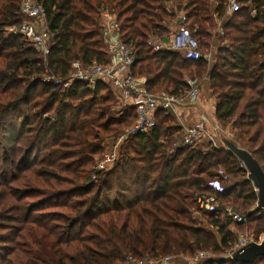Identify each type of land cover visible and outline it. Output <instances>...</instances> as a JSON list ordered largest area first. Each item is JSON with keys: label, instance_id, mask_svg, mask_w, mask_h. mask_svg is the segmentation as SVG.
Here are the masks:
<instances>
[{"label": "trees", "instance_id": "obj_1", "mask_svg": "<svg viewBox=\"0 0 264 264\" xmlns=\"http://www.w3.org/2000/svg\"><path fill=\"white\" fill-rule=\"evenodd\" d=\"M22 1L0 0V262L125 264L129 257L222 254L234 245L221 223L226 200L248 215L237 227L264 234L263 211L249 212L258 194L242 163L211 144L172 152L183 132L173 115L158 112L157 127L129 139L115 167L93 179L103 143L134 123L136 109L116 111L118 95L105 82L63 88L74 62L109 64L101 30L102 13L109 11L123 43L136 51L133 77L145 78L150 93L174 95L188 89L186 78H207L217 121L235 123L243 149L264 172V0L243 2L232 14L227 0H37L51 37L47 65L22 35L8 31L24 23ZM179 7L206 52L219 44L212 64L148 46L178 25ZM216 20L223 27L214 33ZM46 69L63 83L45 82ZM219 170L235 181L223 194L208 187ZM204 194H215L221 206L200 214L210 230L194 215Z\"/></svg>", "mask_w": 264, "mask_h": 264}, {"label": "built area", "instance_id": "obj_2", "mask_svg": "<svg viewBox=\"0 0 264 264\" xmlns=\"http://www.w3.org/2000/svg\"><path fill=\"white\" fill-rule=\"evenodd\" d=\"M252 1L253 0H227V12L230 14L237 13L241 10L243 2L251 4ZM21 13L24 18L33 22H24L20 26L10 28L9 32L22 35L47 65V59L51 52V37L48 31L44 9L34 0H24ZM178 18L179 29L177 33L173 35L168 45L165 44L161 38L153 36L148 40V46L155 53L171 50L180 52L182 56L189 61L207 60L209 62L208 55L205 56L202 53V47L195 38L194 33L185 25L186 13L182 12L178 15ZM101 30L103 42L105 44V55L109 60V64L100 65L94 63L90 66H84L79 61L74 62L71 66V76L64 84L63 88L70 87L75 81H81L90 88H94L98 82H105L111 86L118 97H120L123 107L128 105L135 107V122L121 137H119V143L139 135L147 134L156 128L158 125L156 120L158 112H163L166 116H174L177 108H194L198 104V99L202 91L201 83L198 80L186 78L185 81L188 89L181 93V95H174L167 91L150 93L145 88V78L133 77L132 68L136 63V51L133 47L123 43L120 35V27L115 14L109 11H104L102 13ZM43 80L45 82H53L55 85H61L63 83L62 80L49 73L48 69H46ZM218 128L217 126L215 131H218ZM206 138L212 140V137H209L203 124L185 127L183 128L180 139L173 144L172 152H175L180 147H193ZM111 156L112 158L108 161L103 163L96 162L94 167L95 173L102 172V170H104L103 166L107 163H114L116 161V155L113 153ZM231 184L232 182L229 176L223 170H219L217 177L208 184V187L216 194H223L226 191L227 185ZM253 186L255 193L258 194L257 188L254 184ZM196 204L199 214L215 213L221 208L215 194L198 196L196 198ZM258 207L257 205L256 209H259ZM222 211L230 223L235 226L245 225L247 223L248 215L235 208L223 207ZM263 241L264 234L257 236L254 235V233L245 231L239 235L238 240L234 243L232 253H230L231 257L243 247L252 243L261 244ZM208 254L207 252H198L189 260L191 264H199L208 259ZM130 260L132 261L131 264H174L177 258L165 257L159 260H138L130 258Z\"/></svg>", "mask_w": 264, "mask_h": 264}, {"label": "rangeland", "instance_id": "obj_3", "mask_svg": "<svg viewBox=\"0 0 264 264\" xmlns=\"http://www.w3.org/2000/svg\"><path fill=\"white\" fill-rule=\"evenodd\" d=\"M24 1V0H23ZM22 1V3H23ZM35 2H37V0H34ZM22 3H21V8H22ZM24 22H33V21H30L29 19L27 18H24ZM10 29V28H9ZM9 31V30H8ZM217 31V30H215ZM218 43L216 42V45H213V48L209 49L210 51L209 52H206L205 48L202 47V53L206 56L208 55V60H209V63H213L214 62V59H215V56L214 54L216 53V50L219 46V44L217 45ZM30 45V44H29ZM207 61V60H206ZM199 82L201 83V81L199 80ZM122 103H121V100H120V97H118V102L116 101V106H115V110L118 111L122 108ZM135 122V121H134ZM215 124V123H214ZM234 122L232 121L231 123H227V124H220L219 122H216V124L213 126L212 130L214 131V137H212V140H207V139H204L203 141L199 142L198 144H196L195 148H203V149H206V147H208L207 145H212L213 147L217 148V149H222V150H226V146L225 144L223 143L224 141L223 140H228V141H231L233 142L234 144H237V146H240V147H243L245 148V143L243 140H241L238 136H237V133H236V129L234 128ZM132 126V125H131ZM131 126H128L126 128H124L122 130V134L119 135L120 137L123 135V133H125V131L127 129H129ZM219 127L218 131H215L216 127ZM120 138H116V140H106L104 143H103V148H104V152L103 154H101L100 156H97V158L95 159V164L93 165L92 167V178L95 179L97 178V175L98 173H95L94 171V167L96 165V162H105V161H108L109 159L112 158V154L114 153L116 155V161L114 163H107L104 167V170H102V172L104 171H109V170H112L116 163L118 162V159H119V153L121 151V148L124 146V145H127V141H123L122 143H119ZM206 146V147H205ZM225 172V171H224ZM101 173V172H100ZM226 173V172H225ZM231 182L232 183H235V181L231 178ZM226 204L227 205H224L223 207H231V208H235L237 210H239L237 207H236V203L234 202H231V200H226ZM257 205H258V202L255 203L250 209H249V212H254L256 211L257 209ZM57 208H52L51 210H55ZM240 211V210H239ZM241 212V211H240ZM243 213V212H242ZM245 214V212H244ZM247 214V213H246ZM195 217L201 221V223L203 224V227H206L207 229H209L210 227L207 226L206 222L204 221V219H202V215L199 214V211L195 212ZM221 223L232 233L233 237H234V243L238 240V237L240 234L244 233L245 231H248V232H251V233H254V231L252 230V228L254 226H242V227H237L233 224L230 223V221L225 217L224 213H222L221 215ZM210 230V229H209ZM254 235H257L254 233ZM263 235V234H261ZM261 235H257V236H261ZM218 241H219V238H217ZM21 243H19L20 245ZM0 245H3V244H0ZM27 244H24V246H26ZM14 246L15 247V244H8V247H12ZM234 245L232 246L231 249H229L228 251L226 252H223L222 254H213L212 252H209V251H205L208 254V260L210 259H218V258H225V259H229L231 258V254L232 253V249H233ZM21 249V248H20ZM30 250H28L29 252ZM12 257V255H10V258ZM194 257V256H192ZM192 257H179L177 258V260H175L174 264H191L190 262V258ZM130 258H133V257H129L127 262L125 264H131V260ZM1 260V259H0ZM130 260V261H129ZM139 260V259H138ZM205 262V261H204ZM202 263V262H201ZM0 264H4L2 262H0ZM195 264V263H193ZM200 264V263H199ZM257 264H264V261L262 260L261 262H258Z\"/></svg>", "mask_w": 264, "mask_h": 264}, {"label": "crops", "instance_id": "obj_4", "mask_svg": "<svg viewBox=\"0 0 264 264\" xmlns=\"http://www.w3.org/2000/svg\"><path fill=\"white\" fill-rule=\"evenodd\" d=\"M182 12H184L183 7H179L178 15H180ZM222 27V22L216 20L214 33L220 31ZM168 29L169 33L164 38H161L167 45L170 43L173 35L177 33L179 26L172 25ZM201 89L202 91L198 99V104L194 108H177L174 117L176 119L177 125L182 129L185 127L194 126L196 124H203L204 128L208 132L209 137H214L213 135L215 133L212 128L216 122H218L216 119V99L210 90V83L207 78H204V80L201 81ZM206 139L210 140L208 138ZM240 148L243 149V147Z\"/></svg>", "mask_w": 264, "mask_h": 264}, {"label": "water", "instance_id": "obj_5", "mask_svg": "<svg viewBox=\"0 0 264 264\" xmlns=\"http://www.w3.org/2000/svg\"><path fill=\"white\" fill-rule=\"evenodd\" d=\"M224 144L227 151L233 154L247 170L250 180L258 190V208L264 214V172L260 164L249 151L236 146L233 142L224 140ZM260 258H264V241L261 244L252 243L243 247L230 259L241 264H252Z\"/></svg>", "mask_w": 264, "mask_h": 264}]
</instances>
